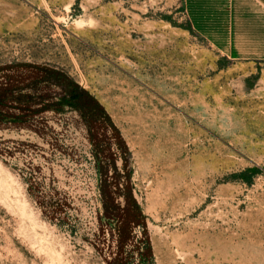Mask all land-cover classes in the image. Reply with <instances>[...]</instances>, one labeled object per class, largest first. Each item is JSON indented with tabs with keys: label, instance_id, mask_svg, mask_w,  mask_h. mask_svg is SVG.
<instances>
[{
	"label": "rangeland",
	"instance_id": "rangeland-1",
	"mask_svg": "<svg viewBox=\"0 0 264 264\" xmlns=\"http://www.w3.org/2000/svg\"><path fill=\"white\" fill-rule=\"evenodd\" d=\"M43 66L93 95L127 150L75 108L39 110L62 95ZM0 87L13 89L0 106V264H104L117 221L102 185L128 179L154 264H264V71L222 60L181 0H0Z\"/></svg>",
	"mask_w": 264,
	"mask_h": 264
},
{
	"label": "trees",
	"instance_id": "trees-1",
	"mask_svg": "<svg viewBox=\"0 0 264 264\" xmlns=\"http://www.w3.org/2000/svg\"><path fill=\"white\" fill-rule=\"evenodd\" d=\"M41 74V82L53 83L61 88L62 95L59 100L53 104H44L49 101L45 96H41L39 102L43 106L39 109L44 111L52 108L61 110L65 106L77 109L88 130H93L95 124H100L105 128H111L117 135L120 147L127 150V146L120 136V131L112 121L104 106L88 91L81 88L78 83L73 81L65 72L50 67H38ZM13 95V89L0 87V106L6 103L9 96ZM30 97V96H28ZM33 112V111H32ZM120 175L117 174L116 177ZM130 174H128V177ZM102 205L103 215L117 221L116 227V245L113 250L104 258V264H133L132 257L134 252L139 253L143 261L147 264H154V253L151 239L147 234L146 217L133 194V188L129 182L124 190L116 187L110 190L102 185ZM123 194L124 203L118 201V195ZM137 228L143 230V236L137 238L134 234ZM136 242V243H134ZM133 243V249L128 250L127 246Z\"/></svg>",
	"mask_w": 264,
	"mask_h": 264
},
{
	"label": "crops",
	"instance_id": "crops-1",
	"mask_svg": "<svg viewBox=\"0 0 264 264\" xmlns=\"http://www.w3.org/2000/svg\"><path fill=\"white\" fill-rule=\"evenodd\" d=\"M181 5L187 26L222 60L264 71V0H181Z\"/></svg>",
	"mask_w": 264,
	"mask_h": 264
}]
</instances>
